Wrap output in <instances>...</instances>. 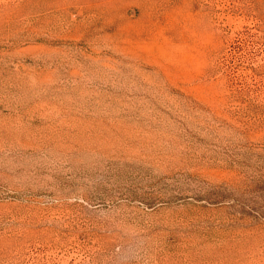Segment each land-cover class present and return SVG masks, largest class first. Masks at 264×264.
I'll use <instances>...</instances> for the list:
<instances>
[{"label":"rangeland","instance_id":"rangeland-1","mask_svg":"<svg viewBox=\"0 0 264 264\" xmlns=\"http://www.w3.org/2000/svg\"><path fill=\"white\" fill-rule=\"evenodd\" d=\"M0 264H264V0H0Z\"/></svg>","mask_w":264,"mask_h":264}]
</instances>
